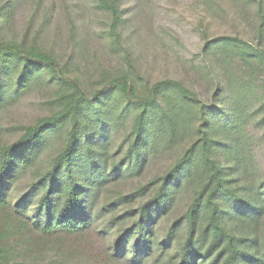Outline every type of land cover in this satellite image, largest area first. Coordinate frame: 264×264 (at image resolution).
Masks as SVG:
<instances>
[{
	"label": "rangeland",
	"instance_id": "374dc122",
	"mask_svg": "<svg viewBox=\"0 0 264 264\" xmlns=\"http://www.w3.org/2000/svg\"><path fill=\"white\" fill-rule=\"evenodd\" d=\"M217 37L264 50V0H18L11 19L2 22L0 39L52 54L65 77L82 81L87 95L95 94L110 79L127 75L139 94H146L157 81L173 79L195 93L197 100L166 92L161 104L176 124L171 140L162 136L139 171L109 180L97 194L90 231L64 243L41 237L32 226L34 218L27 217L34 213L26 210L36 206L42 193L36 182L64 145L70 123L63 120L39 153L16 170L9 184L8 204L0 210V264H133L109 254L135 219L124 214L149 200L160 177L188 148L201 143L205 134L218 140L216 133L204 128L209 121H223L215 107L226 102L220 96L214 106L220 87L210 74L205 51V45ZM212 61L224 69L232 94L226 102V116L242 176L259 186L264 183V60L244 58L241 50L232 49ZM70 93L46 74L12 92L0 102V148L17 142L28 127L59 118L67 100L75 98ZM131 117L117 120L109 134V170L124 158L126 144H121ZM215 155L222 160L223 150L210 153ZM193 170L173 206L156 222L159 239L172 222L185 221L183 215L206 181L203 169ZM134 192L129 200L119 199ZM202 217L206 220V215ZM228 228L236 236H256L264 253V211L255 220L236 218L228 222ZM185 232L183 228L174 246L183 241Z\"/></svg>",
	"mask_w": 264,
	"mask_h": 264
},
{
	"label": "trees",
	"instance_id": "16d2710c",
	"mask_svg": "<svg viewBox=\"0 0 264 264\" xmlns=\"http://www.w3.org/2000/svg\"><path fill=\"white\" fill-rule=\"evenodd\" d=\"M17 2L0 3V32L2 22L11 19ZM232 49L241 50L244 58L264 60V50L238 39L217 37L209 41L205 45L208 68L220 87L214 106L220 96L227 102L232 94L224 69L212 60ZM44 74L56 81L60 89H69L75 98L67 100L66 111L59 118H47L28 127L17 142L0 148V210L8 204L7 190L16 170L39 153L67 118L70 126L64 145L50 169L36 182V188L42 192L36 206L26 209L34 213L27 217L34 218L32 226L41 237L64 243L81 239L90 231L97 194L109 180L139 171L162 136L166 141L171 140L176 124L173 115L161 104L166 92L175 91L191 101H196L197 97L173 79L155 82L142 95L127 75L114 77L95 94L87 95L82 81L65 77L52 54L36 48L23 49L0 39V102ZM226 102L220 108L215 107L223 121L214 124L209 121L204 127L216 133L218 140L205 134L201 143L188 148L160 177L149 200L137 210L124 214L135 219L119 236L115 252L109 253L112 259L122 257L133 264H264L257 237L236 236L228 228V222L236 218L255 220L261 216L264 183L254 187L242 176L238 150L232 144ZM128 115H132L131 123L121 144H126L124 158L109 170V134L116 121ZM219 149L223 150L222 160L216 155L210 156ZM198 167L205 171L206 181L183 215L185 221L172 222L164 238L159 239L155 228L157 220L173 206L183 183ZM135 193L121 195L119 199L129 200ZM17 206L20 208L22 204ZM183 228H186L184 239L174 246ZM121 241L126 243L120 245Z\"/></svg>",
	"mask_w": 264,
	"mask_h": 264
}]
</instances>
